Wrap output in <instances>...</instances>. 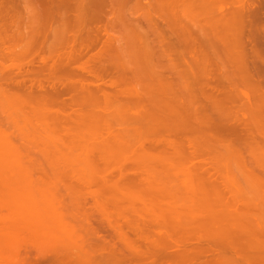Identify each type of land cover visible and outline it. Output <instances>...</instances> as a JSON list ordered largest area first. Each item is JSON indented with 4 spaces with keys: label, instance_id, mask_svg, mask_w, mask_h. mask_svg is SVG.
I'll use <instances>...</instances> for the list:
<instances>
[{
    "label": "bare ground",
    "instance_id": "bare-ground-1",
    "mask_svg": "<svg viewBox=\"0 0 264 264\" xmlns=\"http://www.w3.org/2000/svg\"><path fill=\"white\" fill-rule=\"evenodd\" d=\"M11 1L0 209L20 199L27 230L45 211L69 223L49 235L52 264H264V0ZM23 171L49 204L15 185Z\"/></svg>",
    "mask_w": 264,
    "mask_h": 264
},
{
    "label": "rangeland",
    "instance_id": "rangeland-1",
    "mask_svg": "<svg viewBox=\"0 0 264 264\" xmlns=\"http://www.w3.org/2000/svg\"><path fill=\"white\" fill-rule=\"evenodd\" d=\"M13 1V2H12ZM11 2L13 3V4H11L13 7H15V5L17 6L21 1H19V0H12ZM18 4H17V3ZM15 3V4H14ZM263 7H264V5H263ZM262 8V7H261ZM263 10V9H262ZM264 11V10H263ZM262 11V12H263ZM24 12V11H23ZM23 12H15L14 13V11H13V13L11 14V15H13V16H15V17H17L18 19H19V17H20V19L18 20V22H17V25L19 26V23H20V26H21V28L22 27H26L27 25H25V21H24V18L23 17H21L22 16V13ZM25 13V12H24ZM24 13H23V15H24ZM9 14V16H11ZM20 15V16H19ZM14 17V18H15ZM16 19V18H15ZM24 21V22H20V21ZM21 23H24L23 25L21 24ZM20 28V27H19ZM23 29H25V28H23ZM14 58H16V57H14ZM14 58H12V61L10 62V63H12V62H14V63H16V61H13V60H15ZM17 58H20L21 59V57H17ZM9 59H11V57L9 58ZM8 59V60H9ZM22 59H24V58H22ZM7 61V60H6ZM5 61V62H6ZM24 61H26V59L25 60H23V62ZM8 61H7V63H9ZM18 62H19V60H18ZM9 63V64H10ZM237 148H239V146L237 145L236 146ZM3 156V155H2ZM4 158H6V157H4ZM4 158H2L1 156H0V159H2L1 161H0V163H5L4 164V167L2 168V169H5L6 167L5 166H7L8 164H9V162H8V160H7V162H6V159H4ZM220 164V163H219ZM228 165H229V163H228ZM230 175H229V181L231 182V183H236L235 181L237 180V177H238V180H239V176H241L239 173L237 174V170H235L236 169V165L235 164H231L230 163ZM232 167V168H231ZM235 167V168H234ZM47 168H50L49 166L47 167ZM232 170V171H231ZM48 171H49V169H48ZM54 171V170H53ZM22 172V171H21ZM49 172H52V170L50 169V171ZM19 173V172H18ZM233 173V174H232ZM23 174H24V171H23ZM24 175H26V178H23V176ZM23 176H22V178H18L17 180H18V184H17V182H16V177H17V175L15 176V177H13L14 179H15V181L14 180H12V181H14V183H15V185H17V187H18V185H22L23 187H22V191L24 192V189H25V191H27L28 192V195L30 196V194H31V186L32 185H34V183L33 182H30L31 181V179L29 178H27V177H29V175H27V173L26 174H24ZM67 175L70 177L71 176V174L69 173H67ZM66 175V176H67ZM65 176V178L67 179L68 178V176L66 177ZM184 177L183 176H178V178H176L175 179V182L176 183H178L179 182V180L180 179H183ZM241 178V177H240ZM24 180H25V183H24ZM28 180V181H27ZM241 180H242V178H241ZM241 180H240V184L239 185H241V187H243L244 188V186L241 184ZM13 183V182H12ZM13 183V184H14ZM20 183V184H19ZM31 183H32V185H31ZM238 183V182H237ZM26 184V185H25ZM29 184V185H28ZM31 185V186H30ZM36 185H37V183L35 184V186H32V190H34V188L36 187ZM245 185V184H244ZM27 186H28V188H27ZM39 186H40V184H39ZM15 187V186H14ZM21 187V186H20ZM34 187V188H33ZM38 187V186H37ZM40 188V187H39ZM39 188H38V190H39ZM43 188L44 189H46L45 191H44V193H46L47 194V197H48V192H49V190L47 189V188H45V186L44 187H42V191H43ZM2 189H4V188H2ZM27 189V190H26ZM41 189V188H40ZM245 189V188H244ZM29 190V191H28ZM38 190L36 189V190H34V192L35 191H37V193H38ZM62 190V187H61V189H60V191ZM2 191V190H1ZM1 191H0V194H1ZM6 191V193H8V191H7V189L6 190H4V191H2V193H4ZM42 191H39L40 193H41V196H42ZM59 191V190H58ZM246 191H247V188H246ZM33 192V191H32ZM5 193V194H6ZM68 193V192H67ZM27 193H25V195H26ZM32 194H34V193H32ZM57 194H59V193H57ZM61 194L63 195H65L66 194V190H65V193H63V191H61ZM60 194V195H61ZM37 195V197L35 196V194H34V196H35V200H34V203L36 204L37 202V200H38V204L40 205L41 203V200L42 199H44V201H42L43 202V204L45 205V203H46V201H47V203L49 204V202H48V200H49V198H47L46 200H45V198H46V196H42V199H40V197H39V193L38 194H36ZM45 195V194H44ZM68 195V194H67ZM1 196V202H3V203H5L4 201H7L6 199H8V201H9V198H7L6 197V199H5V197H3L2 196V194L0 195ZM5 196V195H4ZM33 196V197H34ZM57 196V195H56ZM11 197V196H10ZM39 197V198H38ZM45 197V198H44ZM62 197V196H61ZM67 196H64V198L61 200V205H60V207L59 208H63V206L65 205V204H62V201H63V203L65 202H67V198H66ZM3 199H4V201H3ZM13 199V198H12ZM80 199V198H79ZM11 200V199H10ZM14 200H17V198L16 199H14ZM14 200H13V202H14ZM19 200V201H18ZM17 201L18 202H16V205H14L15 203H13V204H10V207L9 206H6V208H8V209H3L2 208V206H1V211H2V213L0 212V215L2 214L3 215V213H5V214H10V215H5L4 214V220L2 219L1 221H0V233L1 232H3V233H1L0 234V254H2V256H1V259H0V264H7V262H8V264H13L14 262V264H40V262L42 263V261H43V263L42 264H52V261H51V258H53V257H51V256H53V254L54 253H52L51 254V256H49L48 257V255L50 254V249H51V244H52V242L54 241H51V237L53 236V235H55V236H57L58 237V240H59V236H60V238L61 237H64L63 235L66 233V231H65V233H63L62 231V229H64L63 228V226H65V224H64V220H59V222L57 221L58 219H56L55 220V218H53V217H50L49 215L51 214L52 215V210H51V212L49 213H46V211H45V213L44 212H42L43 213V215L41 214V211H40V214L42 215H40L39 216V220L41 221V223L38 221V220H36L37 219V217H36V219H35V221L37 222V224H35L34 225V227L32 228H29V226H28V230L25 228V231H23V229L24 228H22V227H20V226H22L23 224V222H24V219H23V222L22 221H15V220H18L17 218L18 217H16V216H19V213L20 214H23L21 211H19L20 210V207H21V205H20V199H18ZM76 200H78V198L76 199ZM59 201H60V197H59ZM82 201V200H81ZM0 202V205L1 204H3V203H1ZM45 202V203H44ZM77 202H79V201H77ZM73 202H71V204H72ZM75 203H76V201H75ZM17 204H19V206L17 205ZM67 204H68V202L66 203V206H67ZM76 204H78V203H76ZM76 204L74 205L75 207H76ZM13 205V206H12ZM41 206H42V204H41ZM48 206V205H47ZM46 206V207H47ZM68 206H69V204H68ZM72 206V205H71ZM81 206V205H80ZM19 208V210H18V208ZM45 207V206H44ZM70 207V206H69ZM69 207H68V209H69ZM78 208V207H77ZM3 209V210H2ZM66 209V208H65ZM80 209V208H79ZM10 210V211H9ZM21 210H23V209H21ZM50 211V209H48V207H47V211ZM62 210V209H61ZM19 211V212H18ZM24 211H27V210H24ZM44 211V210H43ZM63 211H64V209H63ZM67 211V210H66ZM73 211V210H72ZM78 211V210H77ZM77 211H76V213H77ZM7 212V213H6ZM10 212V213H9ZM12 213V214H11ZM18 215H17V214ZM67 213L68 214H71V216L72 215H74L73 213H74V211H73V213H71L70 211L68 212L67 211ZM76 213H75V215H76ZM79 213H80V211H79ZM78 213V214H79ZM81 213H82V211H81ZM12 215V217H11V219L9 218L10 216ZM43 216H45L44 218H42ZM70 216V217H71ZM20 218H21V215L19 216ZM23 217H24V215H23ZM29 217V216H28ZM35 217V216H34ZM62 217V216H61ZM76 217H77V215H76ZM76 217H72V219L71 218H69V215L68 216H66V219H68V220H74L73 222H75V220H78V221H80L79 220V218H80V216L78 217V219H76ZM83 217H85L86 218V216L84 215ZM82 217V218H83ZM19 218V219H20ZM26 218V217H25ZM85 218H84V224L85 225H87V221L85 220ZM61 219H63V218H61ZM21 220H22V218H21ZM28 220V219H27ZM34 220V219H33ZM68 220H67V222H68ZM3 221V222H2ZM6 221V222H5ZM26 221V220H25ZM19 222L21 223V224H19ZM66 222V223H67ZM8 223V224H7ZM25 223H27V224H29V223H34V222H32V217H31V222H30V218H29V221L28 222H25ZM24 223V226L25 225H27V224H25ZM40 223V224H39ZM76 224H77V222H76ZM81 224V223H80ZM2 225V226H1ZM20 225V226H19ZM66 225H68V226H65V227H68V228H70V225H69V223H67ZM72 225H75V223L73 224H71V227H72ZM17 226V227H16ZM33 226V225H32ZM78 225H76V227H77ZM7 227V228H6ZM9 227V228H8ZM75 227V228H76ZM3 228V229H2ZM19 228V229H18ZM33 229V230H32ZM77 229L79 230L80 229V231H81V229H83V231L85 230V228H84V226H78L77 228H76V231H77ZM30 230H32V231H30ZM5 231L8 233V235H7V233H5ZM9 231V232H8ZM23 231V232H22ZM70 230H68V232H69ZM71 231H72V229H71ZM76 231H75V235H76ZM80 231H79V233H80ZM82 231V232H83ZM11 232H13V233H11ZM20 234H19V233ZM24 232L26 233V234H24ZM29 232V233H28ZM37 232V233H36ZM3 234V235H2ZM10 234V235H9ZM18 234V235H17ZM31 235L32 236V238H34L36 241L34 242V239H33V243H32V241H31V237L30 236H28V235ZM32 234H35L34 236L32 235ZM40 234V235H39ZM52 234V235H51ZM69 234V233H68ZM77 234H78V232H77ZM101 234V233H100ZM103 234V233H102ZM11 235H13V237L11 236ZM14 235H17L16 237H14ZM28 236L27 238H29L28 240H30L29 242H26V243H23V247H21V244H22V241H21V239L24 241V237L25 236ZM37 235H39V236H37ZM43 235H46V236H49V235H51V237H50V239L49 240H44V238H43ZM3 236V237H2ZM11 236V238H9V237ZM35 236H37L36 238H35ZM9 239H8V238ZM20 237V238H19ZM89 237V236H88ZM88 237H87V239H88ZM92 237V236H91ZM3 238H7V239H5L6 241H4V239ZM26 238V237H25ZM26 238V239H27ZM107 238H108V236H107ZM11 239H16V241L18 240H20L21 241V243H19V247H15V246H17V244L15 245V246H10V248H9V245L8 244H10V242L12 243V244H14V242H13V240H11ZM38 239H40V240H42V241H38ZM108 240V239H107ZM18 241H17V243H18ZM19 241V242H20ZM51 243H49V242ZM88 242H89V240H87ZM36 242H38V243H36ZM57 241H54V243H56ZM28 243L31 245V246H34V249H33V247H31V246H29L28 247ZM40 243H41V245H42V247H41V245H40ZM44 243V244H43ZM25 244V245H24ZM33 244V245H32ZM36 244H38V245H36ZM6 245V246H5ZM11 245V244H10ZM36 245V246H35ZM37 246H38V250H37ZM39 246H40V248H39ZM55 246V245H54ZM8 247V249H6V248ZM20 248V249H19ZM22 248V249H21ZM65 248V249H64ZM63 249L65 250H60L59 249V254L61 253V251H64V253L67 251V253L66 254H69V253H71V255H74V257H76L77 256V254H78V250L75 248V245L73 244V243H69L66 247H64ZM4 249V250H3ZM18 249V250H17ZM5 252V254H4V252ZM10 251H12V252H10ZM29 251V252H28ZM35 251H36V255H35ZM41 251V252H40ZM55 252V251H54ZM39 253H41V256L39 255ZM42 253H43V255H42ZM58 253V252H57ZM57 253H55L56 254V256H57ZM17 254V255H16ZM62 254H63V252H62ZM66 254H64V256L66 255ZM102 254H105V252L104 253H102ZM14 255V258H15V260L16 261H14V258L12 257ZM16 255V256H15ZM70 255V254H69ZM71 255H70V259H71V261H72V259L74 258L73 256L71 257ZM4 256H6L5 258H4ZM40 256V257H39ZM44 256V257H43ZM60 256V258H62L61 256L62 255H59ZM58 256V257H59ZM12 257V258H11ZM33 257V258H32ZM36 257V258H35ZM37 257H39L40 259H37ZM45 257L48 259H46V261H45ZM42 258V259H41ZM44 258V259H43ZM60 258H59V260H60ZM3 259V260H2ZM5 259V260H4ZM92 260H91V263L90 264H93L92 262H94V259L95 258H91ZM2 260V261H1ZM40 260V261H39ZM11 261H13V262H11ZM39 261V263H36V262H38ZM67 261V262H66ZM73 261H74V259H73ZM11 262V263H10ZM59 262V261H58ZM62 262L64 263V261H63V258H62V260H61V264H62ZM65 262H66V264H68V262H69V260H65ZM53 264H55L54 262H53ZM56 264H57V261H56ZM59 264H60V262H59ZM70 264H73V262L72 263H70ZM75 264V263H74Z\"/></svg>",
    "mask_w": 264,
    "mask_h": 264
}]
</instances>
